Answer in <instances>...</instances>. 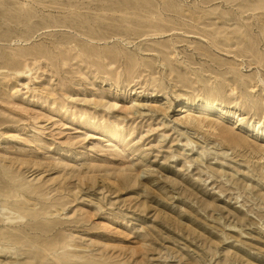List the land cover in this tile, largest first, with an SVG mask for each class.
Listing matches in <instances>:
<instances>
[{
    "label": "rangeland",
    "instance_id": "374dc122",
    "mask_svg": "<svg viewBox=\"0 0 264 264\" xmlns=\"http://www.w3.org/2000/svg\"><path fill=\"white\" fill-rule=\"evenodd\" d=\"M2 235L0 264H264V0H0Z\"/></svg>",
    "mask_w": 264,
    "mask_h": 264
},
{
    "label": "bare ground",
    "instance_id": "6f19581e",
    "mask_svg": "<svg viewBox=\"0 0 264 264\" xmlns=\"http://www.w3.org/2000/svg\"><path fill=\"white\" fill-rule=\"evenodd\" d=\"M192 119V118H191ZM189 122H192L191 120L189 121ZM198 123H199V125H201V127H203V126H206V125H204V123H202V122H200V121H197ZM208 126V125H207ZM209 127H211V128H213L214 130H216V129H218V128H215L214 126H209ZM232 137L233 138H236L237 137V135L235 136V135H232ZM0 237H2V238H4V239H6V237L5 236H0ZM1 238V239H2Z\"/></svg>",
    "mask_w": 264,
    "mask_h": 264
}]
</instances>
